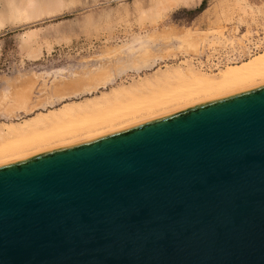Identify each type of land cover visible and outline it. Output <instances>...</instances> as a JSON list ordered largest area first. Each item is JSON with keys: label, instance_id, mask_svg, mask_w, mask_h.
I'll return each mask as SVG.
<instances>
[{"label": "water", "instance_id": "95a60500", "mask_svg": "<svg viewBox=\"0 0 264 264\" xmlns=\"http://www.w3.org/2000/svg\"><path fill=\"white\" fill-rule=\"evenodd\" d=\"M0 264H264V85L0 166Z\"/></svg>", "mask_w": 264, "mask_h": 264}, {"label": "rangeland", "instance_id": "374dc122", "mask_svg": "<svg viewBox=\"0 0 264 264\" xmlns=\"http://www.w3.org/2000/svg\"><path fill=\"white\" fill-rule=\"evenodd\" d=\"M28 13L29 19L0 18V130L66 105L91 104L119 88L133 94L135 88V93L145 89L148 96L158 86L168 87L157 76L168 67L192 66L216 76L227 65L264 51L254 53L245 44L264 39V0H61ZM236 50L243 53L225 65L212 61L216 54ZM146 52L156 66L136 65ZM57 91L71 95L60 98ZM21 94L33 111L19 109Z\"/></svg>", "mask_w": 264, "mask_h": 264}, {"label": "bare ground", "instance_id": "6f19581e", "mask_svg": "<svg viewBox=\"0 0 264 264\" xmlns=\"http://www.w3.org/2000/svg\"><path fill=\"white\" fill-rule=\"evenodd\" d=\"M60 1L61 0H17L16 7L9 10L5 0V5H0V8L5 7V10L10 11L12 14L9 16L18 15L22 18L25 17V19H29L28 11L30 8L42 7L55 3L59 4ZM147 53L148 52L139 57L138 61H136V65L139 63L137 66L147 67L148 64H150V67L156 66L158 61L154 60L152 63L149 62L146 57ZM180 68L182 69V67ZM224 68L225 69H221L216 76H208L196 71L192 66H188V68L184 70H179L178 68L176 70L174 67H168L157 76L159 79L163 80L162 82H164L166 86H172L173 88L171 87L172 89L169 91L168 87H166V89L163 87V89H165L163 90L162 87L160 88V86L155 84L158 86V89L160 88L159 90L161 93L155 88V93L150 92L149 94L152 93L151 96L148 94L150 99L147 95H143L145 89L143 90L141 86L142 82L139 83L143 90L142 93H139V89L138 93H135L137 92V88L134 89V94L136 96L138 94L141 96L142 94L141 97H136L132 92L125 91V88H121L122 90L119 88L120 90L117 89L111 94H108L109 97L105 96L104 99L101 98V100L94 101L91 104L66 105V107L56 113L52 112L50 115H40L31 118L21 125L3 124L4 128L0 130V142L2 140V143H0V166L27 159L48 151L97 139L111 133L134 127L141 123L171 115L193 106L211 102L219 97H229L264 85V51L257 54L249 61H244L241 64L240 62H234L233 65H227ZM78 85L81 86V84ZM75 88L77 87L75 86ZM150 89L153 91V87ZM83 90L81 91L82 93L89 91L87 89ZM20 91L21 90H19L18 93ZM163 92L164 94H162ZM73 94H76V92ZM62 95H60V98H65V96L67 97L71 94ZM131 96L136 99H134V101H129L133 99ZM128 97L131 98L126 99ZM142 97L143 100L146 98L144 102L140 100ZM23 98L26 99L25 94H21L19 98V109L26 110L28 113L29 111H33L32 107L31 109L29 108V110L28 108L26 109V101L23 100ZM59 99L56 101H59ZM120 99L123 101H120ZM135 100L138 101V103L135 102ZM127 101L128 103L131 102V105L125 103ZM118 102L122 104L120 103L121 105L119 104V106ZM126 104H128L127 107H125ZM140 116L143 118H140ZM124 122L128 124H124ZM57 143L59 144L57 145ZM27 151L35 152L32 154H25ZM11 157L13 158L9 159Z\"/></svg>", "mask_w": 264, "mask_h": 264}, {"label": "built area", "instance_id": "2783aa9c", "mask_svg": "<svg viewBox=\"0 0 264 264\" xmlns=\"http://www.w3.org/2000/svg\"><path fill=\"white\" fill-rule=\"evenodd\" d=\"M245 44L247 47H249L250 51L254 53L264 49V39L263 38L261 40L252 38L250 40H246ZM240 51L241 50H236V51H230L227 53L223 52L220 54H216L214 55V58L212 59V61L218 65H225L226 63L229 62L230 59L238 58L240 56ZM242 53L243 51H241V54Z\"/></svg>", "mask_w": 264, "mask_h": 264}, {"label": "clouds", "instance_id": "9594fccd", "mask_svg": "<svg viewBox=\"0 0 264 264\" xmlns=\"http://www.w3.org/2000/svg\"><path fill=\"white\" fill-rule=\"evenodd\" d=\"M7 5H8V9H14L16 7L17 4V0H6ZM5 0H0V5L4 4ZM12 14L10 11L5 10L4 8H0V18H3L5 15H10Z\"/></svg>", "mask_w": 264, "mask_h": 264}]
</instances>
